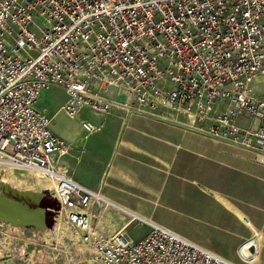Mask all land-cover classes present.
Wrapping results in <instances>:
<instances>
[{
	"label": "built area",
	"instance_id": "2783aa9c",
	"mask_svg": "<svg viewBox=\"0 0 264 264\" xmlns=\"http://www.w3.org/2000/svg\"><path fill=\"white\" fill-rule=\"evenodd\" d=\"M53 86L66 93L68 119L84 109L101 118L80 121L82 144L120 112L264 163V0H0L1 163L48 182L94 264H234L133 214L127 224L149 228L139 241L94 231L111 204L64 168L72 146L35 108Z\"/></svg>",
	"mask_w": 264,
	"mask_h": 264
},
{
	"label": "crops",
	"instance_id": "0c3cea01",
	"mask_svg": "<svg viewBox=\"0 0 264 264\" xmlns=\"http://www.w3.org/2000/svg\"><path fill=\"white\" fill-rule=\"evenodd\" d=\"M59 108L54 115L62 113ZM95 118L81 112L79 119H68L76 129H61L62 137L51 124L72 146L65 170L111 204L93 219L94 231L107 237L123 232L139 241L149 228L127 224L133 214L231 263L264 264V163L181 127L120 112L104 118L103 130L82 144L80 121H101ZM137 228L143 235L135 239L130 234ZM250 241L256 252L246 260L240 251Z\"/></svg>",
	"mask_w": 264,
	"mask_h": 264
},
{
	"label": "rangeland",
	"instance_id": "374dc122",
	"mask_svg": "<svg viewBox=\"0 0 264 264\" xmlns=\"http://www.w3.org/2000/svg\"><path fill=\"white\" fill-rule=\"evenodd\" d=\"M257 94H262L263 81L257 80L255 84ZM67 96L60 87H49L42 91L40 99L35 108L52 116L59 106L66 100ZM50 114V115H49ZM82 115L86 119L96 120L89 110L84 109ZM53 130L62 137L60 130L73 132L76 126L72 121L66 119L63 113L54 115ZM76 143H78L76 141ZM23 173H20L22 176ZM1 182V181H0ZM3 183V182H2ZM24 187H20V191ZM42 192V190H38ZM44 211L40 215L41 220L37 223L40 226H48L46 229H39L31 226L29 228L0 224V264H94L92 252L87 246H83L74 236L72 231L61 225L60 232L62 239H57L54 232L57 227L59 211L51 204H45ZM44 205V206H45ZM61 217V216H60ZM56 225V226H55ZM14 228V229H13ZM57 232H59L57 230ZM72 232V234H71ZM142 228L133 229L131 236L140 238L143 234ZM53 235V236H52Z\"/></svg>",
	"mask_w": 264,
	"mask_h": 264
},
{
	"label": "water",
	"instance_id": "95a60500",
	"mask_svg": "<svg viewBox=\"0 0 264 264\" xmlns=\"http://www.w3.org/2000/svg\"><path fill=\"white\" fill-rule=\"evenodd\" d=\"M45 204H51L59 210L58 202L47 190L20 191L0 182V224L46 229L50 225L43 227L37 223L41 220L40 215L44 211L42 208L46 207ZM240 252L244 259H252L256 252L255 242H248Z\"/></svg>",
	"mask_w": 264,
	"mask_h": 264
},
{
	"label": "bare ground",
	"instance_id": "6f19581e",
	"mask_svg": "<svg viewBox=\"0 0 264 264\" xmlns=\"http://www.w3.org/2000/svg\"><path fill=\"white\" fill-rule=\"evenodd\" d=\"M52 120H51V124H53ZM1 162L2 161H0V181L1 182L5 183L8 186H10L12 188H15L17 190H21L20 187H24L23 190H29V191H33V192H38L39 189L42 190V191L43 190H47L49 184H48L47 181L43 180V177L39 173L31 172V171L28 172L27 171V172H23V174L21 176L20 173L18 171L14 170V168L11 165H7L6 163H1ZM56 213L58 214L59 211L56 212ZM56 222H58V223H57V227L55 228V231L54 232H49V233H52V234H56L57 233V235H56V237H58L57 239L61 240L62 239V235H59V234H61V232H60L61 225L64 228H68V227L66 226L65 221L63 220V218L60 217V216L57 218ZM126 228L127 227H125L124 230ZM57 230L59 232H57ZM71 234H72V232H71ZM75 238L78 239V237H75ZM82 245L84 246L85 244H82Z\"/></svg>",
	"mask_w": 264,
	"mask_h": 264
}]
</instances>
